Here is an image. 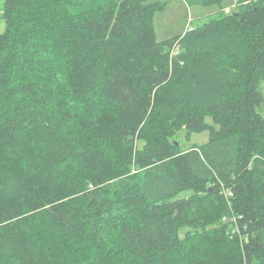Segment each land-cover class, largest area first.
Here are the masks:
<instances>
[{"label": "trees", "instance_id": "trees-1", "mask_svg": "<svg viewBox=\"0 0 264 264\" xmlns=\"http://www.w3.org/2000/svg\"><path fill=\"white\" fill-rule=\"evenodd\" d=\"M164 4L3 0L0 264H264V0Z\"/></svg>", "mask_w": 264, "mask_h": 264}, {"label": "rangeland", "instance_id": "rangeland-1", "mask_svg": "<svg viewBox=\"0 0 264 264\" xmlns=\"http://www.w3.org/2000/svg\"><path fill=\"white\" fill-rule=\"evenodd\" d=\"M75 5H79V2H87L89 4H95L98 0H72ZM164 2L163 8L155 11L152 16V24L157 40H162L173 35L184 32L191 26H196L206 21L210 17L217 14L218 8L224 12V8L232 6V9H237L242 0H222L218 6L217 3H203L201 0H157ZM244 1V0H243ZM3 0H0V33L4 30V21L1 18ZM260 91L264 97V81L260 85ZM257 112L264 116V99L260 106L257 107ZM207 122H211L209 117L206 118ZM171 140L178 143V146L182 148H188L194 144L202 145L208 140V132H193L190 135L189 140L184 137V130L177 131ZM135 170L132 169V172ZM188 193H185V195ZM227 220V218H224ZM185 228L179 230V235L182 236Z\"/></svg>", "mask_w": 264, "mask_h": 264}, {"label": "built area", "instance_id": "built-area-1", "mask_svg": "<svg viewBox=\"0 0 264 264\" xmlns=\"http://www.w3.org/2000/svg\"><path fill=\"white\" fill-rule=\"evenodd\" d=\"M231 7H232V6H230V5H229V6H227V7L224 9V10H225V12H226V13L230 12V8H231Z\"/></svg>", "mask_w": 264, "mask_h": 264}, {"label": "bare ground", "instance_id": "bare-ground-1", "mask_svg": "<svg viewBox=\"0 0 264 264\" xmlns=\"http://www.w3.org/2000/svg\"><path fill=\"white\" fill-rule=\"evenodd\" d=\"M225 9V8H224ZM224 12H225V10H224ZM226 13V12H225Z\"/></svg>", "mask_w": 264, "mask_h": 264}]
</instances>
